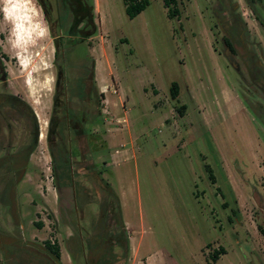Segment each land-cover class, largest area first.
Instances as JSON below:
<instances>
[{"label": "rangeland", "instance_id": "obj_1", "mask_svg": "<svg viewBox=\"0 0 264 264\" xmlns=\"http://www.w3.org/2000/svg\"><path fill=\"white\" fill-rule=\"evenodd\" d=\"M30 6L23 39L0 12V264H264L254 1Z\"/></svg>", "mask_w": 264, "mask_h": 264}, {"label": "flooded vegetation", "instance_id": "obj_2", "mask_svg": "<svg viewBox=\"0 0 264 264\" xmlns=\"http://www.w3.org/2000/svg\"><path fill=\"white\" fill-rule=\"evenodd\" d=\"M221 7H225L226 5L229 6L230 0H217ZM254 4L259 7L260 12L258 13V17L255 18L257 20L260 30L262 32V37L264 38V0H253ZM234 7V6H233ZM230 17H231V24L229 28L225 29L226 37L223 39V44L227 46V49L230 53H226V56L231 64V66L237 71H239L238 63L232 58L231 54L235 52L242 60V63L245 65V57L250 56L251 52L246 49V42H244V34L248 31L247 24L242 21L238 14H234L232 11V7H230ZM241 37L240 43L243 47V51L240 53L234 44V36ZM242 41V42H241ZM245 48V50H244ZM261 51L264 52V45L261 44ZM247 72L250 78V82L262 93V100L264 101V74L256 67V65L247 67ZM263 82V83H261ZM246 104L249 105L248 101H245ZM251 106V105H249ZM258 108H262L261 104H258ZM252 109V106H251ZM255 110V109H253ZM262 110V109H261ZM264 114V110H263ZM260 118V117H259ZM261 120V119H260ZM264 124V122H263Z\"/></svg>", "mask_w": 264, "mask_h": 264}, {"label": "clouds", "instance_id": "obj_3", "mask_svg": "<svg viewBox=\"0 0 264 264\" xmlns=\"http://www.w3.org/2000/svg\"><path fill=\"white\" fill-rule=\"evenodd\" d=\"M0 12L5 19L14 21L17 39L30 37L33 28L31 14L35 13L34 7L30 6V0H0Z\"/></svg>", "mask_w": 264, "mask_h": 264}, {"label": "trees", "instance_id": "obj_4", "mask_svg": "<svg viewBox=\"0 0 264 264\" xmlns=\"http://www.w3.org/2000/svg\"><path fill=\"white\" fill-rule=\"evenodd\" d=\"M124 3H125V13L127 14V16L129 18H133L135 17L138 13H140L142 10H144L148 3H149V0H123ZM175 0H165V3L167 5H169L171 2H174ZM170 92H171V95L173 97H176L177 95V83L176 82H173L170 86ZM15 97V96H13ZM16 98V97H15ZM21 103H26L25 101L21 102ZM40 225V223H39ZM259 231L264 235V229L259 227ZM53 252L56 254V257L58 255V250L57 248H55L53 250ZM218 255V252H214L213 253V259H216Z\"/></svg>", "mask_w": 264, "mask_h": 264}, {"label": "bare ground", "instance_id": "obj_5", "mask_svg": "<svg viewBox=\"0 0 264 264\" xmlns=\"http://www.w3.org/2000/svg\"><path fill=\"white\" fill-rule=\"evenodd\" d=\"M38 114V113H37Z\"/></svg>", "mask_w": 264, "mask_h": 264}]
</instances>
